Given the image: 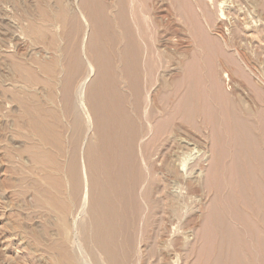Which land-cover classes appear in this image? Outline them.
I'll list each match as a JSON object with an SVG mask.
<instances>
[{
    "label": "rangeland",
    "instance_id": "374dc122",
    "mask_svg": "<svg viewBox=\"0 0 264 264\" xmlns=\"http://www.w3.org/2000/svg\"><path fill=\"white\" fill-rule=\"evenodd\" d=\"M190 1H158L161 24L156 44L184 54L181 73L169 80L174 93L184 81L183 74L195 70L196 26L204 38L217 43V53H203L205 72L200 75L204 78L198 74L199 78L187 80V92L183 87L177 93L173 107L177 109L184 94L191 113L198 102L205 125L201 129L193 113L186 122L182 116L176 119L177 124L185 123L182 128L194 143L185 165L174 166V175L181 180L168 183V192L179 202L178 215L160 237L156 246L160 251L152 260L143 244L147 236L143 222L139 225L134 264H264V209L257 203L259 199L264 203V0H194L197 8ZM184 3L189 9L182 7ZM78 4L79 0H0V264H95L84 238L89 222L86 205L91 199L86 154L97 147L91 142L98 144L89 106L96 73L89 64L88 24ZM176 4L186 9L191 27L173 11ZM44 9L60 20L55 29L34 31L31 14L42 15ZM66 9H74L84 25L79 38L72 36L73 18L64 13ZM196 9H203L201 17ZM72 46L80 49L77 59ZM160 88L156 80L151 91L146 89L150 92H146L147 111L154 110L152 100L164 105L169 92ZM238 137L248 141L250 150L244 151ZM149 142L144 140L138 147L140 163L149 157L148 162L154 159L151 163H155L162 153L166 159L175 148ZM75 150L81 179L78 199L69 170ZM144 168L147 182L151 170ZM241 169L249 179L255 205L238 188ZM197 173L203 183L199 190L194 184ZM182 174L189 183L183 182ZM142 199L141 205L146 206Z\"/></svg>",
    "mask_w": 264,
    "mask_h": 264
},
{
    "label": "bare ground",
    "instance_id": "6f19581e",
    "mask_svg": "<svg viewBox=\"0 0 264 264\" xmlns=\"http://www.w3.org/2000/svg\"><path fill=\"white\" fill-rule=\"evenodd\" d=\"M158 1L160 2V0H79L78 4V11L80 12L81 17H83L88 24V27L85 28L89 29L86 42L91 59L89 64L91 72L96 73V80L94 79L95 81H93L91 86L89 106L95 124L94 137L96 136L95 139H98V144H94L95 141L91 142L93 143L92 145H95V147L97 145V147L96 149H89L86 154L88 164H85V166L89 167V170H87L90 173V181L86 180L90 182L88 184L90 186L86 185V187L90 188L91 199H89L90 197L85 198L89 199L91 202L85 199L83 200V203L84 201H88L90 204L84 203V205H89H86V207H88L87 214L89 222L85 225V232L87 235L84 239L85 243L90 246L88 254L92 260H94L93 262L95 264H134L136 245L138 243L137 241H139L137 237L139 235L138 228L141 227L139 225H141L142 222L143 227L141 228H143L144 231V233L143 231L142 233L147 234L146 239L144 238V243H142L145 244L146 252H148L150 259L157 256L156 254L160 250H157L156 246L160 243L159 240L163 239H160V237L163 234L166 235L165 232L167 226H170L168 224L177 217L179 211V202H175L173 199L174 195L168 192L170 185L168 183L178 181L175 180V178L180 177H175L174 169L176 167L174 168V166H183V164L186 163L185 160L188 158L187 155L191 152L194 144L192 143L193 141L191 140V137L187 135L188 132L182 128L185 126V123L184 125L183 122L177 124L176 121L178 120L176 119H179L178 116H182L183 119L181 120L186 122L185 120L188 121L193 113L198 126L202 129L203 125H205L202 121V112L200 113L199 105H197L198 102H195V109L191 113L189 110L190 101L186 94V97H184V94H181V98L183 99L179 103L177 109L175 110L173 107H175L174 104L176 102L177 93L183 90V87H185L186 84L185 82L188 80L189 83V79L193 80L200 74H203L204 76L205 66L202 61V59H204L202 58L203 53L207 50H211L213 54H215L218 50L216 46L217 43L204 38L205 36L202 33L201 28L199 27V29L198 26H196V31H194L196 32V36L194 37V40L196 41L195 52H197V55L195 58L196 60H194L195 63H193L195 65V70L183 74L182 78H184V81L183 83L181 81V87H177V90L172 93L169 80L173 76H177L181 73V66L183 63H186V61H184V54L174 50V48H157L156 42L158 35H160V32H158V30L160 31V20L158 21V9L160 6L158 7ZM179 1L180 0H178V3ZM192 3L195 6L194 0ZM184 5L185 3L182 7L189 9V6ZM182 7L176 4L173 11L177 16L179 15L183 20L185 19L182 24H190L191 21L188 20L186 9L184 8L183 10ZM196 10V15L201 17L199 12H202L203 9H200V11L199 9ZM43 12L44 13H41L42 15L37 14L36 12L31 14L34 31H38L37 28H42L44 30L45 28L46 30H50L51 28L55 29L57 22L60 20H58L59 17L56 18L57 14H55V12L50 14L46 9H44ZM66 12L73 18L71 24L73 35H71L77 38H79V35L81 37L83 29H85L84 25L80 22L77 16L74 15V9H66L64 13L66 14ZM175 13L174 15L176 16ZM190 14H188V16H190ZM63 15L62 17H65ZM192 17L195 19L196 16ZM192 17H190V19ZM179 21L181 22L182 19L180 18V20H177L178 23ZM193 23H195V21ZM197 23L199 24V21L195 24ZM179 24V26H181V23ZM189 26L188 28L191 27ZM199 26L201 25L199 24ZM184 28L186 29V27L183 26V29ZM188 28L187 30H189ZM205 39L209 41L208 44ZM160 41L161 40L158 42L161 43ZM74 47L72 46V48ZM77 48L75 47V49ZM78 50L80 49L75 51V59L78 57ZM159 52L163 54L164 58L162 56V58L159 57ZM71 55H73V52H71ZM52 67L54 69V65ZM52 67L49 66L51 69ZM201 76L202 75L199 77ZM156 80L157 82L160 81L163 93L169 92V95H167L168 97L162 106L156 102L157 100L151 99L152 109L154 110L147 111L148 109L144 108V106H146L145 102L148 100L146 92L149 91L150 88H153ZM187 85L188 84H186V87ZM186 87L185 92L188 90ZM174 90L175 88L173 91ZM189 90H191V88ZM148 94H150V92ZM238 139V144L240 143V145L244 146V151L246 152L247 149H249L247 147L248 144H246L248 141L243 137H238ZM144 140L148 142L150 141L151 143L157 142L156 144H158V142L165 143V145L167 144V147H170L169 149L175 146L174 150L169 151V154L167 153L168 158L165 159L164 154L162 153L157 159L158 163L157 160L156 162L154 161L159 166V168L157 166L158 169L156 168L155 163H151L154 159H151L152 161L148 162L150 157L148 160H144V165L142 164L144 161L140 163L138 147L142 142L144 143ZM76 142H78V140ZM90 148L93 147L91 146ZM147 148L145 150L146 152L148 151ZM77 155L78 154L75 150L72 156L74 158V162L72 161V168L68 166L73 176L72 184L74 183L73 186L75 187L76 199H78L81 191L79 188L81 179L79 178L80 171ZM177 162H180L181 164H178ZM238 164H240V162H238ZM145 165L146 168L148 167L149 172L151 170V173L149 174H151L150 177L152 176V178L149 177L147 182V179L145 178L147 177L145 175ZM58 171H61L60 168ZM148 171H146V173ZM177 173L180 172L178 171ZM71 174L69 175L71 176ZM245 175V171L241 169L240 176L242 177L239 176V178H242L240 179L242 182L239 180L241 186L238 188H240L239 190H241V192L243 191L242 193L246 194L252 201L253 198L251 192H253V190L248 183V177ZM89 176L86 175V179H88ZM83 178L85 179V176ZM200 178H202L201 174H195L194 184L198 187V190L203 187ZM187 179L188 178H186L185 175L182 176L183 182L186 181L189 183ZM146 183L147 187L144 186ZM143 187H145L144 191H142ZM89 188L84 189L88 192ZM88 194L89 193H86L85 196H90ZM236 196L237 195H235V197ZM141 197L144 199L146 206L141 205ZM258 198L260 197L258 196ZM226 202H228V200ZM253 202L254 200L251 203ZM257 203L261 209H264V203L262 200L259 199ZM232 204H234L233 201L231 202V205ZM235 204L238 205L239 203L235 202ZM253 204L255 205V203ZM218 207L220 208V206ZM261 214L262 211L260 215ZM159 255L162 254L160 253Z\"/></svg>",
    "mask_w": 264,
    "mask_h": 264
}]
</instances>
